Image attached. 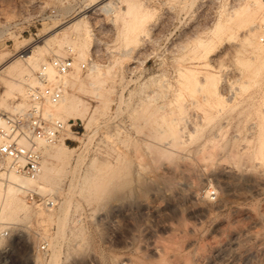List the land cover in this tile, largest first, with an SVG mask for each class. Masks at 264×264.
<instances>
[{
  "label": "rangeland",
  "instance_id": "1",
  "mask_svg": "<svg viewBox=\"0 0 264 264\" xmlns=\"http://www.w3.org/2000/svg\"><path fill=\"white\" fill-rule=\"evenodd\" d=\"M248 1L208 0L207 9L195 13L200 18L193 30L162 44L159 55L146 62L141 83L127 68L154 12L142 0H134V13H127V0L110 13L86 11L87 0H47L58 12L52 20L33 15L13 27L8 22L27 0H0V107L11 111L21 95L9 88L20 79L1 75L11 59L33 47L39 63L49 55H69L73 69L65 76L66 92L78 101L69 119L82 131L56 141L74 149L64 169L56 166L37 185L40 191L30 186L51 195L53 205L30 203L21 195V208L0 213V230H7L0 235L4 264H31L41 240L48 255L35 257L34 264H50L52 252L57 264H264V159L257 151L262 142L264 153V51L254 49L257 42L264 46L258 28L264 16L261 8L248 18L253 13ZM212 6L216 14L203 27ZM79 18L78 33L66 30L65 37L62 29ZM217 20L226 27L215 35ZM91 52L95 63L77 75L75 63ZM227 165L244 168L250 180L262 172L259 192L238 185L225 194L219 178L202 175ZM105 171L106 187L93 193L89 186ZM62 200H68L64 214ZM247 227L257 232L255 238H242L231 247L236 253L230 248L222 259L216 256L213 245ZM245 247L252 248L247 257Z\"/></svg>",
  "mask_w": 264,
  "mask_h": 264
},
{
  "label": "built area",
  "instance_id": "2",
  "mask_svg": "<svg viewBox=\"0 0 264 264\" xmlns=\"http://www.w3.org/2000/svg\"><path fill=\"white\" fill-rule=\"evenodd\" d=\"M47 0H27L24 8L19 12L17 19L8 22L10 26L23 24L33 15L36 20L49 19L58 13L52 5L45 4ZM152 9L153 15L147 22L143 33L139 34L140 50L131 58L127 69L134 72L137 79L144 82L147 72L148 60L159 55L161 45L174 43V40L183 37V32L191 31L197 23L195 13L205 11L208 0H142ZM215 4L219 0H212ZM261 15H264V0ZM30 7H37L31 13ZM94 8V7H93ZM92 11H102L99 8ZM89 11V10H88ZM202 19V26L207 27L216 14L212 6ZM107 22V21H105ZM259 40L264 39V22L258 23ZM108 43V42H106ZM146 48H142L145 46ZM104 50L105 47L103 46ZM96 53H89L80 63L81 69L95 63ZM73 68V60L69 55H49L32 70V80L23 81V94L14 98V109L6 111L0 107V181L7 180L8 173L14 172L24 178H35L40 170L41 152L40 144H51L56 141H66L71 137H78L79 123L73 119L59 118L53 115L50 108L62 97L67 88L65 76ZM148 90L142 94L147 93ZM20 194L30 203L40 205H53L52 199H47L34 188L20 186ZM7 230H0V235H6ZM46 240H41L35 248L31 260L35 257L42 260L48 255ZM2 264V263H1Z\"/></svg>",
  "mask_w": 264,
  "mask_h": 264
},
{
  "label": "bare ground",
  "instance_id": "3",
  "mask_svg": "<svg viewBox=\"0 0 264 264\" xmlns=\"http://www.w3.org/2000/svg\"><path fill=\"white\" fill-rule=\"evenodd\" d=\"M88 3H86L87 5L85 6V10H90L91 8L95 9L96 8H99L100 10H102L103 12L105 13H110L112 12L115 8L118 7V4L122 1L120 0H87ZM126 1V0H124ZM127 13H134L136 12V6H138V4H136L134 2V0H127ZM249 6H251L252 8V11L253 13H249L250 16L248 18H254L255 16H253V14H256V12L258 13V11L262 8V4H261V1L260 0H249ZM85 12V11H84ZM248 14V15H249ZM58 14H55L53 16H51L49 19L52 20L55 16H57ZM264 16V15H263ZM252 18V19H253ZM247 19V17L245 18ZM249 20V19H247ZM218 22L216 23L215 25V28L213 30L214 34H218V32H220L224 27H226L221 21L217 20ZM251 22V20H250ZM254 23V22H253ZM253 23L249 24L250 26L247 27V34L250 35L252 34L251 33V27L254 26ZM245 25V24H244ZM81 24H80V18L77 19V20H74L73 22L69 23L68 25H66L62 30L63 31V34L65 35V37L67 36L68 37V33H66L67 31L71 30L72 32L74 31V33L76 32V30H80L79 28H81ZM47 29L51 28L52 26L50 24L46 25L45 26ZM246 27V26H245ZM67 30V31H66ZM255 31V30H254ZM252 31V32H254ZM78 33V32H76ZM215 34V35H216ZM55 35V33H52L48 36V38H53ZM47 38V39H48ZM244 39V38H243ZM264 41V39H263ZM34 48V47H33ZM33 48H30L27 52L25 51V54L17 57V58H14V59H11L10 62H8L6 65V67H8L6 69V73L5 71H3V73L1 74L3 76V74L6 76V77H9L12 78V77H15L17 78L19 81L17 82V85L15 83V86L12 84L11 86L12 87H9V88H13L15 87V89H17V91H19V93L22 95L23 94V90L21 89L22 86H20V83H22L23 81H31V69L33 70L37 65H38V60H39V57L37 56L36 54V50L33 49ZM72 47L70 46V49ZM256 50H258L259 52H262L264 51V46H261L260 43H256L255 44V48ZM264 56V55H263ZM19 58H22L25 62L22 63ZM264 60V57L262 58ZM260 57H259V60L261 61L262 60ZM258 60V61H259ZM257 61V60H256ZM263 64V63H262ZM76 65V70L77 72V75H78V71H79V68H80V64L77 62V64L75 63ZM5 67V66H4ZM3 69V67L1 68ZM73 69V68H72ZM70 72H68L69 74ZM1 79L3 80L4 77H1ZM23 79V80H22ZM5 80V79H4ZM7 80V78H6ZM66 81V80H65ZM7 82L9 83V81L7 80ZM190 82V81H189ZM7 84V83H6ZM73 84V85H72ZM71 85L74 86V81ZM23 85V84H22ZM73 90H74V87H73ZM13 91V89H12ZM74 92V91H73ZM8 95V93H7ZM7 97V96H5ZM5 100V99H4ZM77 98H76V94H71L70 96H67V92L66 90L64 91L61 99L56 103L54 104L51 108H50V111L53 115L59 117V118H62V119H65L59 112H64L65 114L69 116H71L70 114L73 113L74 111L76 112V107H77V103L78 101L76 102ZM0 101H3V100H0ZM4 102V101H3ZM148 104V103H147ZM2 105V104H1ZM4 105V103H3ZM150 106V105H149ZM148 108V107H147ZM157 108V107H156ZM11 109L13 110L14 109V105L11 106ZM143 109V108H142ZM145 110V108H144ZM147 110V109H146ZM145 110V111H146ZM149 111V109L147 110ZM78 112V110H77ZM143 112V111H142ZM151 112V111H150ZM149 112V113H150ZM153 112V111H152ZM144 113V112H143ZM145 114V113H144ZM74 116V115H72ZM152 131V130H151ZM174 131V130H173ZM170 132V130H169ZM174 132H172V134H170L171 136H174L173 135ZM262 137V136H261ZM174 138V137H173ZM175 139V138H174ZM61 141V140H59ZM58 141V142H59ZM260 142V141H259ZM57 142H54V143H51V144H40V152H41V161H40V170L37 174V176L35 178H24V177H21L19 176L18 174L14 173V172H10L8 173V176H7V180L3 182H0V213L1 215L3 213H10L12 210H16L18 208H21L20 205L18 204V202L20 201V199H22L21 195L20 194V186H24V187H27V188H30L31 185H39V183H41L40 181L42 179H47L48 177H50V175L52 173L55 172L56 170V166H60L62 164H64V166L62 168L59 167V170L57 168V171H60V169H64L65 167V161H67L65 158L68 156V154L74 150L73 148H70L69 146H67L66 144H62V145H56ZM201 147V146H200ZM257 149V148H256ZM257 151H259V155L261 154V159H264V153H263V144L262 142L258 144V149ZM43 155H44V159H43ZM242 155V154H241ZM51 157V159L55 160L53 163L49 162L47 163L46 162V159L45 157ZM69 157V156H68ZM236 157V156H235ZM244 159V158H243ZM233 160V159H232ZM56 162V163H55ZM239 162V161H238ZM68 163V161L66 162ZM234 163H237L236 161ZM262 164V163H261ZM235 165V164H234ZM238 165V164H237ZM228 167H220L217 171H213V170H208V171H205L204 173H202V175L204 176H215V178H219L222 182V185H223V190H224V193H228L231 191L234 190V188L238 185H243L242 187H247V189L249 190H259L258 187H259V184H260V174H258L257 172V175L254 176L253 174V177L252 179H246L248 177H244V173L246 171H244V168H239V167H229L230 165H227ZM233 166V164H232ZM264 168V167H263ZM67 169V168H65ZM102 170V169H101ZM100 170V171H101ZM249 170V169H247ZM104 171V170H103ZM108 171V170H107ZM260 171V170H259ZM109 172V171H108ZM248 172V171H247ZM256 172V171H255ZM249 173V172H248ZM56 174V173H55ZM54 175V174H53ZM110 175V174H109ZM109 175L107 176V172L105 171L104 174L102 173V175L98 176L99 180L98 182L94 181L92 185H90V189L93 193H96V192H101L100 190H104V188L106 187V183H108L107 180ZM201 175V174H200ZM107 176V177H106ZM250 176V175H249ZM96 177V176H95ZM186 177V176H185ZM203 177V176H202ZM216 178V179H217ZM245 178V179H244ZM264 178V177H263ZM264 180V179H262ZM45 181V180H44ZM96 182V183H95ZM3 183V184H2ZM36 183V184H34ZM186 183V182H185ZM262 185V184H261ZM260 185V186H261ZM40 186V185H39ZM181 187V186H180ZM241 187V188H242ZM261 188V187H259ZM37 189L38 191L39 190V187L37 186ZM236 189V188H235ZM238 189V188H237ZM243 189V188H242ZM242 189H239V190H242ZM246 189V188H245ZM180 191L182 190V188L179 189ZM237 191V190H235ZM254 192V191H253ZM256 192V191H255ZM259 192V191H258ZM20 195H19V194ZM190 193V192H189ZM192 194V193H191ZM191 194H188V198L191 199V201L194 202V195L192 196ZM209 194V193H208ZM231 195V194H230ZM234 195V194H233ZM51 195L47 194L45 197L47 199H51L50 198ZM209 197V196H208ZM70 201V200H69ZM68 203V200H62L61 201V211L62 213H66L67 212V204ZM218 204V203H217ZM52 206V205H51ZM51 209V208H50ZM54 211V210H53ZM14 212V211H13ZM49 213V212H48ZM61 213V214H62ZM14 214V213H13ZM10 215V214H9ZM12 215V214H11ZM53 215V212H50V217ZM60 216V215H59ZM62 216V215H61ZM11 217V216H10ZM63 217V216H62ZM49 218V217H48ZM3 222V221H2ZM65 222V221H64ZM63 220L61 219L60 217V221L59 223L61 225L64 224ZM259 234V233H258ZM257 236V232L255 231H252L251 229H249L248 227L247 228H243V229H240L237 231H232L231 235H230V238L229 240L223 242V243H219V244H215L212 246V250L213 252L216 254V256L220 257V259H222L226 253L230 250V248L234 245H237L238 243H240L241 239L244 238V237H256ZM261 236V235H260ZM45 237V236H44ZM263 237V236H261ZM260 237V238H261ZM258 238V240L260 239ZM261 240V239H260ZM259 240V241H260ZM264 242V241H263ZM49 243V242H48ZM258 243V242H257ZM51 244V243H50ZM259 245V244H258ZM238 246V245H237ZM240 246V245H239ZM153 251L156 250V252H158L157 250L159 249L157 246L153 245L150 247ZM209 248V247H208ZM231 248V249H232ZM55 249V248H54ZM237 249V247H236ZM252 249V248H251ZM251 249H249L248 247L245 249H243V254L246 255L245 257H247L248 255L252 254V251ZM238 250V249H237ZM242 250V249H241ZM254 250V249H253ZM232 252L236 253L233 249L231 250ZM240 252V250H238ZM155 252V251H154ZM231 252V253H232ZM254 253V251H253ZM55 253L52 252V254L50 255V264H55L57 261H56V255H54ZM234 255V254H233ZM237 255V254H236ZM2 256L4 255H0V264H4V261L5 259L2 258ZM249 258H252V257H249ZM174 259V258H173ZM246 259V258H245ZM162 260V259H161ZM227 260V259H226ZM225 261V260H224ZM125 262V261H124ZM123 262V263H124ZM199 262V261H198ZM181 263V262H180ZM57 264V263H56ZM128 264V263H126ZM163 264V263H162ZM183 264V263H181ZM203 264H206V263H203ZM209 264V263H208Z\"/></svg>",
  "mask_w": 264,
  "mask_h": 264
},
{
  "label": "snow or ice",
  "instance_id": "4",
  "mask_svg": "<svg viewBox=\"0 0 264 264\" xmlns=\"http://www.w3.org/2000/svg\"><path fill=\"white\" fill-rule=\"evenodd\" d=\"M197 20H198V18H197ZM186 31H187V29H186Z\"/></svg>",
  "mask_w": 264,
  "mask_h": 264
}]
</instances>
